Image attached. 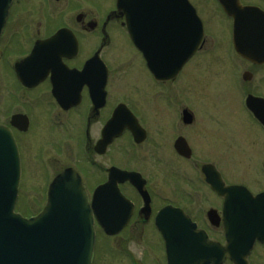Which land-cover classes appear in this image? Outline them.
I'll use <instances>...</instances> for the list:
<instances>
[{"label":"flooded vegetation","instance_id":"1","mask_svg":"<svg viewBox=\"0 0 264 264\" xmlns=\"http://www.w3.org/2000/svg\"><path fill=\"white\" fill-rule=\"evenodd\" d=\"M212 1L221 13L217 31H229L228 54L239 59L233 45V19L219 0ZM189 2L202 20L204 37L197 52L184 61L178 74L170 80L156 79L148 62L155 60L159 49L169 50L174 63L188 56L196 22L191 15L188 18L186 2L178 6L176 0H13L11 5L1 37L0 72L9 70L13 85L8 86L10 95L3 100L13 112L7 114L6 122L0 120V123L14 134L25 173L27 154L22 148L39 122L30 109L36 114L45 110L48 136H43L37 155L48 181L44 192L47 194L53 179L68 168L81 175L89 202L95 204L98 211L97 216L93 209L96 227L93 264H101V259L111 253L123 257L125 264H264V186L254 188L245 182L229 181L230 177L215 160H197L194 151L190 158L181 156L175 142L184 138L189 143L181 132L174 135L173 149L180 158L192 160L190 167L195 175L194 179L187 180V185L179 187L178 192L171 187L151 186L149 176L141 168L118 165L110 159L113 147L119 145L124 154L139 157L141 149L150 142L152 132L134 101L112 96L111 74L116 67L105 55L106 49L123 38L155 86L173 87L197 56L208 47H217V43H209L213 39L212 21L195 0ZM240 2L264 9V0ZM132 30L139 35L138 45L132 40ZM39 41H46L45 48L41 49V64L46 74L36 85H24L17 78L14 65L30 56ZM12 55L18 58L11 59ZM242 61L250 66V70L245 71L251 73V79L253 73L264 66ZM250 93L264 98L255 91ZM162 94L176 107L174 96L166 91ZM121 104H126L133 112L140 134L143 135L144 129L146 138L136 142L133 131L126 127L99 151L104 130ZM125 108H121L122 118L126 116ZM184 110L191 111L186 106L178 107V111L176 108L174 127L177 132L178 127L192 125L183 121ZM15 114L26 115L28 125L22 119L12 123ZM249 117L256 127L257 139H264V124L251 111ZM49 151H54L56 156L50 158ZM206 164L217 171L211 168L204 171ZM114 166L140 172L147 180L146 185L121 182L118 188H106L104 197H95L97 187L110 180ZM253 173L263 178L255 184L264 183V161ZM96 174L100 179L96 180ZM221 181L225 186H220ZM116 191L122 196L116 195ZM164 209L167 210L162 216L163 222H167L164 230L171 233L169 248L160 227L159 215ZM178 210L184 211L187 222L176 221ZM101 220L108 231L101 226Z\"/></svg>","mask_w":264,"mask_h":264},{"label":"rangeland","instance_id":"2","mask_svg":"<svg viewBox=\"0 0 264 264\" xmlns=\"http://www.w3.org/2000/svg\"><path fill=\"white\" fill-rule=\"evenodd\" d=\"M195 1L202 13L212 21L213 39L209 43H217V47H208L202 55L197 56L173 87L155 86L123 38L117 39V45L106 49L105 55L116 67L111 74L112 96L120 95L134 101L145 120H148L152 132L150 142L141 149L139 157H134L131 152L124 154L119 145L113 147L110 159L118 165L141 168L149 176L151 186L171 187L178 192L179 187L187 185V180L194 179L195 175L190 167L192 160L180 158L173 149L174 135L181 132L193 148L195 158L200 161L215 160L225 175L230 177L229 181L245 182L254 188L264 186V183H254L263 179L261 176L252 175L256 168L258 170L260 162L264 161V139H257L256 127L243 104L250 92L264 95V66L253 73L250 81H243L242 74L250 70V66L228 54L229 31H217L220 29L217 24L221 17L219 8L212 0ZM10 58L18 57L12 55ZM9 77V70L1 69L0 120L5 122L8 120L7 114L13 112L3 100L10 95L8 86L13 85ZM165 91L175 97L176 107L165 99L166 95L162 94ZM185 106L194 113V122L191 121L189 124L192 125L188 127H178L177 132L174 127L176 108L178 111V107ZM30 113L37 115L39 122L33 128L29 142L22 148L27 155L16 210L24 215L41 209L45 203L44 187L47 183L37 159L41 140L43 136H48L46 113L43 110L36 114L31 109ZM53 156H56L54 151H49V157ZM102 160L110 162L106 158ZM99 176L96 174L94 177L97 180ZM101 264H125V260L111 253L106 259H101Z\"/></svg>","mask_w":264,"mask_h":264},{"label":"water","instance_id":"3","mask_svg":"<svg viewBox=\"0 0 264 264\" xmlns=\"http://www.w3.org/2000/svg\"><path fill=\"white\" fill-rule=\"evenodd\" d=\"M10 1L0 0V34ZM176 2L180 3V0ZM221 2L235 18L238 52L251 61L264 62V12L256 7H244L239 1ZM192 11L196 18L195 9L192 8ZM254 27L258 42L262 43L259 47L252 46L254 40L251 33L252 30L256 32ZM132 36L137 42L138 34L133 33ZM162 52L169 55L168 50ZM168 57L160 58L158 65L153 66L161 79L174 76L180 67L174 68ZM250 79L251 74L246 72L245 80ZM255 100L260 99L250 95L248 106L251 107ZM192 119L193 114L186 110L185 122L190 123ZM179 151L191 155L188 146ZM123 174L118 179L134 181L133 173ZM19 182L18 147L11 131L0 125V264H92L95 241L93 216L79 175L69 170L57 178L49 193L48 205L39 215L31 218L15 213Z\"/></svg>","mask_w":264,"mask_h":264}]
</instances>
